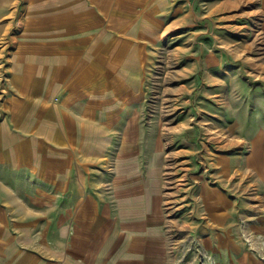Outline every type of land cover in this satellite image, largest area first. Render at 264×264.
Listing matches in <instances>:
<instances>
[{"label": "crops", "instance_id": "obj_1", "mask_svg": "<svg viewBox=\"0 0 264 264\" xmlns=\"http://www.w3.org/2000/svg\"><path fill=\"white\" fill-rule=\"evenodd\" d=\"M158 1L29 0L0 90V264H264V129L230 166L250 215L236 181L199 176L175 214L159 180L142 128Z\"/></svg>", "mask_w": 264, "mask_h": 264}, {"label": "rangeland", "instance_id": "obj_2", "mask_svg": "<svg viewBox=\"0 0 264 264\" xmlns=\"http://www.w3.org/2000/svg\"><path fill=\"white\" fill-rule=\"evenodd\" d=\"M261 2L157 3L156 43L144 52L142 128L146 145L158 138L167 156L159 180L178 207L175 214L185 207V193H191L187 185L199 176L211 183L226 182L227 187L230 181L238 182L237 213L251 214V177L239 176L231 167L245 164L257 144L250 138L264 129ZM28 4L29 0H0V90L6 59L21 47L17 39L28 28ZM244 228L239 222V229Z\"/></svg>", "mask_w": 264, "mask_h": 264}, {"label": "built area", "instance_id": "obj_3", "mask_svg": "<svg viewBox=\"0 0 264 264\" xmlns=\"http://www.w3.org/2000/svg\"><path fill=\"white\" fill-rule=\"evenodd\" d=\"M173 1H181V0H173Z\"/></svg>", "mask_w": 264, "mask_h": 264}]
</instances>
